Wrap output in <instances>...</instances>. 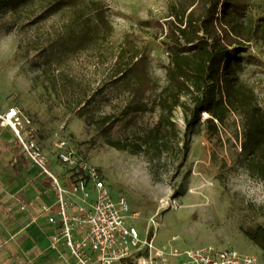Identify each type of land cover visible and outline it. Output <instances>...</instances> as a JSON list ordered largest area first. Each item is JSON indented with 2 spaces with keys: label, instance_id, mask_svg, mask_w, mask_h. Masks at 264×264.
I'll return each mask as SVG.
<instances>
[{
  "label": "rangeland",
  "instance_id": "374dc122",
  "mask_svg": "<svg viewBox=\"0 0 264 264\" xmlns=\"http://www.w3.org/2000/svg\"><path fill=\"white\" fill-rule=\"evenodd\" d=\"M96 1L106 6L113 29L109 32L99 23L100 36L81 46L63 44L75 16L71 9L40 20L36 17L44 4L38 1L16 13L0 14V109L18 108L49 158L57 156L56 144L66 141L81 164L100 173L114 199L125 197L131 213H140L128 223L143 235L153 233L150 257L182 264L186 249L212 246L235 248L264 263L263 251L244 234L264 227V181L250 176L242 164L243 117L231 115L217 135L204 131L194 137L181 168L162 162L156 174L144 155L108 146L89 121L119 116L128 101L125 89L111 83L117 55L128 39L145 52L151 75L162 85L169 51L158 23L176 0ZM245 2L247 12L264 25V0ZM244 51L239 74L254 87L264 112V44L252 43ZM92 96L95 104L89 115L79 118L78 103ZM181 117L178 112L183 127ZM156 119L147 113L119 120L109 137L124 139Z\"/></svg>",
  "mask_w": 264,
  "mask_h": 264
},
{
  "label": "trees",
  "instance_id": "16d2710c",
  "mask_svg": "<svg viewBox=\"0 0 264 264\" xmlns=\"http://www.w3.org/2000/svg\"><path fill=\"white\" fill-rule=\"evenodd\" d=\"M38 1L44 4L36 17L40 20L73 10L75 16L67 25L64 45L81 46L86 39L100 36L99 23L109 32L113 29L106 6L96 0H0V14L16 13ZM247 10L245 0L170 2L163 23H158L169 51L162 85L151 75L145 52L126 40L113 66L111 83L115 89H125L128 101L119 116L89 119L105 143L131 155H144L153 174L162 162L179 169L188 159L194 137L204 131L217 135L235 114L244 119L243 167L250 176L264 181V112L254 87L239 74L245 48L252 43L264 44V25ZM52 84L56 86L55 79ZM94 104V96L78 103V117L86 118ZM178 112L183 127L178 123ZM147 113L157 116L151 126L136 128L121 140L109 137L115 122ZM244 234L264 253V227ZM152 236L151 231L149 239ZM141 254L148 256L149 250Z\"/></svg>",
  "mask_w": 264,
  "mask_h": 264
},
{
  "label": "built area",
  "instance_id": "2783aa9c",
  "mask_svg": "<svg viewBox=\"0 0 264 264\" xmlns=\"http://www.w3.org/2000/svg\"><path fill=\"white\" fill-rule=\"evenodd\" d=\"M0 124L13 131L24 157L40 177L50 182L55 202L45 205L43 210L56 229L51 237L52 249L63 245L76 264H114L128 260L138 264H167L162 256L141 254L152 247L149 236L128 223L130 218L138 219L140 213H131L125 197L114 199L100 173L81 164L66 141L56 144L57 156L52 160L31 122L18 108L0 110ZM36 220L37 217L33 219ZM182 257V264H264L259 257L235 248L212 246L188 248Z\"/></svg>",
  "mask_w": 264,
  "mask_h": 264
},
{
  "label": "crops",
  "instance_id": "0c3cea01",
  "mask_svg": "<svg viewBox=\"0 0 264 264\" xmlns=\"http://www.w3.org/2000/svg\"><path fill=\"white\" fill-rule=\"evenodd\" d=\"M54 202L49 180L24 157L13 131L0 124V264H76L63 245L50 247L56 229L43 208Z\"/></svg>",
  "mask_w": 264,
  "mask_h": 264
}]
</instances>
